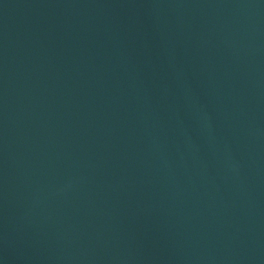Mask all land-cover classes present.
<instances>
[{
  "label": "water",
  "instance_id": "water-1",
  "mask_svg": "<svg viewBox=\"0 0 264 264\" xmlns=\"http://www.w3.org/2000/svg\"><path fill=\"white\" fill-rule=\"evenodd\" d=\"M2 264H264V0H0Z\"/></svg>",
  "mask_w": 264,
  "mask_h": 264
},
{
  "label": "snow or ice",
  "instance_id": "snow-or-ice-1",
  "mask_svg": "<svg viewBox=\"0 0 264 264\" xmlns=\"http://www.w3.org/2000/svg\"><path fill=\"white\" fill-rule=\"evenodd\" d=\"M0 264H2V262H0Z\"/></svg>",
  "mask_w": 264,
  "mask_h": 264
}]
</instances>
